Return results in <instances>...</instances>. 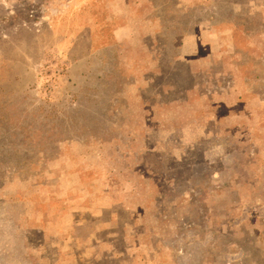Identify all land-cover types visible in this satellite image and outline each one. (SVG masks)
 <instances>
[{"label": "rangeland", "instance_id": "374dc122", "mask_svg": "<svg viewBox=\"0 0 264 264\" xmlns=\"http://www.w3.org/2000/svg\"><path fill=\"white\" fill-rule=\"evenodd\" d=\"M0 264H264V0H0Z\"/></svg>", "mask_w": 264, "mask_h": 264}, {"label": "crops", "instance_id": "0c3cea01", "mask_svg": "<svg viewBox=\"0 0 264 264\" xmlns=\"http://www.w3.org/2000/svg\"><path fill=\"white\" fill-rule=\"evenodd\" d=\"M119 30H122V28L119 27ZM227 31H229V30H227Z\"/></svg>", "mask_w": 264, "mask_h": 264}]
</instances>
